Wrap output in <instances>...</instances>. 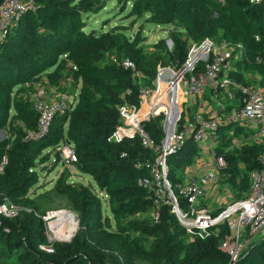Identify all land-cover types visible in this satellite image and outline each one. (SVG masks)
Segmentation results:
<instances>
[{
  "label": "trees",
  "instance_id": "trees-1",
  "mask_svg": "<svg viewBox=\"0 0 264 264\" xmlns=\"http://www.w3.org/2000/svg\"><path fill=\"white\" fill-rule=\"evenodd\" d=\"M36 1L37 11L22 18L0 52V130L9 128L11 133L0 141V165L3 157L7 158L0 171V204L10 198L28 197L41 183L39 166L53 158L55 167L62 163L59 147L64 140L76 151L77 161L72 164L91 175L96 186L71 181L68 169L60 174L52 190L66 197L81 214L86 233L68 244L55 245L53 252L41 248L47 243L42 224L23 229L1 215L4 225L0 226V258L20 250L18 257L25 258L26 264H135L133 257L150 264H191L187 259L197 264H264V239L252 240L232 262L221 246L229 234L226 225L218 235L201 236L199 229L183 225L169 206L160 207V219L155 221L151 216L154 199L139 184L150 171L135 165L138 160L153 156L152 152L137 139L110 141L120 123L119 107L138 104L141 86L152 85L160 64L179 65L187 57L190 40L199 42L210 37L242 44V49H236L237 70L232 75L241 83H250L241 76L259 73L264 84V1L135 0L133 14L148 13L152 22L179 23L185 29V35L178 31L171 34L172 49L164 45L165 53L152 55L140 47L144 41L140 33L133 40H126L113 31L84 30L86 18L82 14H98L105 8L106 0ZM101 50L129 56L113 65L98 57ZM126 57L134 61L143 77H135L133 70L122 66ZM65 70L75 82L82 80L78 97L63 114L55 116L50 130L41 134L39 113L20 94L44 79L58 85ZM233 127L240 133L234 125L218 130L221 145L231 142L228 130ZM147 129L160 140L161 117L148 122ZM196 151L189 141L186 148L171 156L169 178L174 185L178 183L176 169L193 163ZM263 151V145L245 144L227 154V167L220 171V180L227 176L225 182L237 192L236 199L248 192L249 172L259 168L258 158ZM100 191L107 194L115 228L103 211ZM140 213L150 217L142 218ZM125 215L131 218L125 219ZM31 217L38 220L34 213ZM147 238L151 239L149 251L144 247ZM253 249L256 257L251 255Z\"/></svg>",
  "mask_w": 264,
  "mask_h": 264
},
{
  "label": "built area",
  "instance_id": "built-area-1",
  "mask_svg": "<svg viewBox=\"0 0 264 264\" xmlns=\"http://www.w3.org/2000/svg\"><path fill=\"white\" fill-rule=\"evenodd\" d=\"M37 9L36 0H0V52L22 18ZM189 44L187 57L179 65L158 66L152 85L141 86L138 104L125 103L119 107L120 123L110 141L137 139L152 152L153 156L138 160L135 165L150 171L139 184L154 199L151 216L155 221L160 219V207L169 206L183 225L199 229L201 236L218 235L226 225L229 234L221 246L234 262L264 228V151L258 158L259 168L249 172V190L242 198L215 208L209 201L215 199L214 189L219 187L220 171L227 167V154L245 144L264 146V86L259 73L246 74L255 75L257 79L250 83H241L232 75V71L237 70L234 66L239 56L236 49H242V44L210 37L199 42L190 40ZM121 63L125 69L133 70L135 77H143L132 59L126 57ZM227 95L230 96L227 103H221L222 97ZM190 99L196 109L194 113H191ZM68 100L64 95L48 102L42 93L37 94L34 107L39 113L41 134L50 130L57 114L70 108ZM157 116L161 117L162 124L160 140L147 129V123ZM230 125L239 127L240 133L237 134L234 127L228 130L231 142L221 145L217 132ZM189 141L197 149L194 162L176 169L178 183L174 185L169 178V160L186 148ZM59 150L63 164L77 161L76 151L69 141L64 140ZM210 154L214 159L207 160ZM6 163L7 158L3 157L0 171ZM193 165L201 170L195 173L191 170ZM0 214L9 215L5 203L0 204ZM41 248L54 251L44 245Z\"/></svg>",
  "mask_w": 264,
  "mask_h": 264
},
{
  "label": "rangeland",
  "instance_id": "rangeland-1",
  "mask_svg": "<svg viewBox=\"0 0 264 264\" xmlns=\"http://www.w3.org/2000/svg\"><path fill=\"white\" fill-rule=\"evenodd\" d=\"M134 3L135 0H106L105 8L98 14H82V17L84 19L86 18L84 30L90 31L94 28L97 32L113 31L112 34L122 35L126 38V40H133L140 33L144 37V41L140 43V47L150 55L154 54L155 52L162 51L163 53H165V50H162V47L164 45L167 48L172 49L173 42L171 39V34L173 32L178 31L184 33L185 35V29L179 23H155L151 21L150 14L148 13H145L143 16L133 14L132 10ZM125 56L129 55H127L125 52H123L122 54H114L107 50H101L98 57L115 65L120 63L121 58ZM243 77L246 79L248 75H242L241 78ZM81 83V79L78 82H75L71 74H69V72L65 70L63 72V78L58 85L49 84L46 79H44L40 84V87H36L33 85L27 86L23 90V93L20 94V97H24L34 104V100L36 99L38 93H42L44 99L48 102H54L62 96L66 95L69 98L68 105L69 107H71L78 97ZM261 85L264 86L262 82ZM15 91L16 90L14 89L13 93H15ZM75 94L76 97L74 99ZM227 100L228 97H222L220 102H226ZM190 102L192 103L191 113H194L196 109L193 105V100L190 99ZM10 135L11 133L9 128L1 129L0 141L5 139L6 137H9ZM209 158L214 159V155L210 154ZM52 160H54V158ZM52 160L47 162L45 165L39 166V170L41 173V183L38 187H35L31 190L28 197H26L25 199L10 198L7 199L5 204L9 213V217L7 216L8 219L13 223H17L21 228L30 230L32 229L33 224H42V227L45 228V235L47 238V243L44 244V246L54 249L55 245L68 244L73 239L84 237L86 233L81 214L70 204L66 197L58 195L52 190L60 174L65 171V169H68L72 173L71 181H80L86 185L93 187L96 186V183L92 176L82 172L77 164L61 163L57 165V167H55L52 164ZM242 166L241 169L244 168ZM44 167L47 168L44 169ZM226 177L227 176L222 178V181L219 180V187H216L214 189L215 199L213 201L210 199L209 201L213 202L212 208L219 207V205H226L228 202L237 198V192L231 189V184L225 182ZM0 194H2V190H0ZM99 194L102 198L103 211L110 218L111 227L115 228L116 222L114 219V214L111 212L108 203L106 202L107 194L105 191H100ZM53 212H55L56 214ZM61 212L65 213L63 217L67 218L58 221L59 217L57 213ZM33 213L38 218V220H34L31 217ZM49 213H53L54 215L46 218ZM139 216H141L142 218L150 217L146 213H140ZM124 218L128 219L131 218V216L125 215ZM1 221L3 220L0 219V226H3L4 222ZM59 223L63 224L65 228L63 231L65 232H68L69 230L74 228V235L66 240L63 239L62 236L55 233L56 227L60 226L58 225ZM60 228L62 229V227ZM133 235H135L134 232ZM261 239H264V228L259 231L253 241L256 242V240L258 241ZM150 241L151 239L147 238V240H145L144 242V247L147 251H149L150 249ZM44 250L47 251L46 249ZM19 253L20 250L13 251L12 254L8 257H1L0 264H26L25 258L18 257L20 255ZM252 254L254 257H256L257 255L254 249L251 250V255ZM132 260L135 264H150L146 260L140 259L138 257H133ZM187 260L191 264H197L192 259ZM205 264L223 263L211 261L206 262Z\"/></svg>",
  "mask_w": 264,
  "mask_h": 264
},
{
  "label": "bare ground",
  "instance_id": "bare-ground-1",
  "mask_svg": "<svg viewBox=\"0 0 264 264\" xmlns=\"http://www.w3.org/2000/svg\"><path fill=\"white\" fill-rule=\"evenodd\" d=\"M64 214L65 213H63V212L57 213V215L59 217L58 218V221H60L61 219L64 220V218L65 219L67 218V217H63ZM58 225H60V226H57L56 227V232L55 233H57L58 235L62 236L63 239H66L67 240V239L71 238L74 235V232H75V229L74 228L71 229V230H69L68 232H65V231H63L65 229L64 226H63V224L62 223H59ZM60 227H62V229Z\"/></svg>",
  "mask_w": 264,
  "mask_h": 264
},
{
  "label": "crops",
  "instance_id": "crops-1",
  "mask_svg": "<svg viewBox=\"0 0 264 264\" xmlns=\"http://www.w3.org/2000/svg\"><path fill=\"white\" fill-rule=\"evenodd\" d=\"M246 79L251 80V82H256V81H257L255 75H252V76L246 77ZM41 83H42V81H41L40 83H36V84H34V86H36V87H40V84H41ZM39 89H41V88H39ZM47 96H48V95H47ZM226 97H228V99L230 98L229 95L225 96L224 98H226ZM227 101H228V100H227ZM227 101H226V102H221V103H227ZM207 160H211V159H210L209 157H207ZM191 170L194 171L195 173H197V172H199V171L201 170V168H199L197 165H193V166H191ZM229 191H230V190H229ZM229 191H228V192H229Z\"/></svg>",
  "mask_w": 264,
  "mask_h": 264
},
{
  "label": "water",
  "instance_id": "water-1",
  "mask_svg": "<svg viewBox=\"0 0 264 264\" xmlns=\"http://www.w3.org/2000/svg\"><path fill=\"white\" fill-rule=\"evenodd\" d=\"M79 221V220H78Z\"/></svg>",
  "mask_w": 264,
  "mask_h": 264
}]
</instances>
